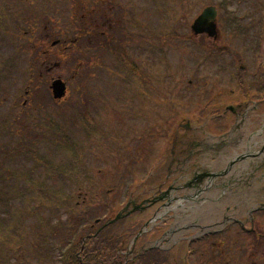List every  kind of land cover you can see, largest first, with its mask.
Returning <instances> with one entry per match:
<instances>
[{
  "label": "rangeland",
  "instance_id": "374dc122",
  "mask_svg": "<svg viewBox=\"0 0 264 264\" xmlns=\"http://www.w3.org/2000/svg\"><path fill=\"white\" fill-rule=\"evenodd\" d=\"M21 1L6 0L13 17L19 13L16 6H10H19ZM53 2L57 8L62 6L58 9L64 14L59 17H65L64 21L48 23L53 17L51 10L50 17L40 22L25 16L22 29L11 38L13 47L19 43L24 46L23 58L19 53L18 66L16 62L12 67H0V141L4 137L7 148L0 146L4 166L0 175L17 181L8 186L15 194H3L11 201V210L0 203V220L7 219V211L9 224L15 225L10 236L5 237V228L0 230V264H61V248L76 241L84 226L104 216L102 221H106L108 214L114 216L131 197L140 200L159 190L170 164L169 137L173 132L165 129L162 134L158 127L161 119L149 118L159 110L156 103L161 99L162 78L165 99L183 103L175 125L188 119L194 125L203 123L211 107L223 110L240 101L237 76L258 74L249 78L252 90L260 84L257 81L264 84V0H117L116 41L109 43L117 46L104 54L87 49L84 39H68L60 32L68 25L71 7L65 0ZM72 2L74 8L79 7V0ZM209 5L221 14L217 41L206 35L194 36L191 30L193 21ZM134 10L141 14L137 19L131 16ZM8 17L5 10L0 14L3 61L9 56L16 58L15 48V52L11 50V31L5 29ZM51 26L67 42L61 49H51L48 57L43 50L51 43L41 44ZM58 77L66 82L67 94L54 101L51 84ZM29 82L34 90L30 95H37L39 107L30 95H24L23 88ZM72 108L78 115L72 114L70 121ZM202 109L206 111L200 114ZM138 141L142 143L139 148ZM144 145L151 153L143 158V167H137L136 156H146ZM44 187L52 191L48 193ZM77 191L83 193L72 196ZM91 209L95 210L86 218L79 217ZM42 219L45 224L41 225ZM72 220L77 226H71ZM58 223L70 225L61 230L69 233L55 235ZM258 231L264 233V217ZM186 248L185 241L177 245V264H182ZM41 251L50 252L52 260L41 253L34 257ZM201 251L187 260L188 264H264V238L235 228L216 239L214 247L203 246Z\"/></svg>",
  "mask_w": 264,
  "mask_h": 264
},
{
  "label": "flooded vegetation",
  "instance_id": "af4514ba",
  "mask_svg": "<svg viewBox=\"0 0 264 264\" xmlns=\"http://www.w3.org/2000/svg\"><path fill=\"white\" fill-rule=\"evenodd\" d=\"M111 22L112 17L100 15L99 36L105 34L104 26ZM263 116L251 121L247 120L245 114H238L241 124L237 123L232 130L223 132L222 135L190 128L184 138L190 142H182V137H179L175 147L179 143L181 147L182 144L186 146L170 162L166 179L172 180V185L166 188L163 202L149 203L147 211L156 208L153 214L161 210L164 212L172 202H177L178 207L173 206L171 211H166L168 213L163 217V224L166 225L163 231L157 226L156 231L147 238L139 239L136 245L131 244V240L127 247L125 244L117 245L112 257L114 264H174L177 258L169 255L173 247L171 245L186 239L187 233L183 234L185 232L182 231L189 228L205 230L226 223L231 218L238 219L244 228L248 223L255 227L256 222L259 223L256 216L259 215L260 218V214L264 212ZM253 124H256L254 131ZM238 126L240 130L237 132ZM238 144L242 149L240 155L233 161H228L231 150ZM192 145L202 148L200 155H208L210 167H181L189 156L194 155ZM195 152L198 153L199 149ZM238 160L240 162L236 164ZM184 182L187 188L182 186ZM158 236L160 239L156 240L154 246L163 248V253L159 248L146 255V246Z\"/></svg>",
  "mask_w": 264,
  "mask_h": 264
},
{
  "label": "trees",
  "instance_id": "16d2710c",
  "mask_svg": "<svg viewBox=\"0 0 264 264\" xmlns=\"http://www.w3.org/2000/svg\"><path fill=\"white\" fill-rule=\"evenodd\" d=\"M1 151H0V161H1ZM2 162V161H1ZM2 167H0L1 169ZM15 174V173H13ZM27 183H29L28 181H26ZM15 183H17V181H14L11 185H14ZM34 186H36V188H38L37 183L33 184ZM8 192V191H7ZM12 193L14 192V190H9L8 193ZM6 191H4L1 187H0V203L1 205L4 206V208L9 211L11 210V205H10V201L7 198L6 201V197L3 196V194H5ZM6 213L8 214L7 219L5 218V221H9L10 220V216H9V212ZM6 222L3 224V226H5ZM1 227V224H0ZM1 237H4L1 235ZM101 244H104V250L102 253H110V245L113 244L112 240L109 238V236L106 234V236L104 235L103 240L101 239L100 236H98L97 238H95V240H89L87 243V251H85L86 255H87V260H88V264H96L97 260L99 259V254H100V247L102 246Z\"/></svg>",
  "mask_w": 264,
  "mask_h": 264
},
{
  "label": "water",
  "instance_id": "95a60500",
  "mask_svg": "<svg viewBox=\"0 0 264 264\" xmlns=\"http://www.w3.org/2000/svg\"><path fill=\"white\" fill-rule=\"evenodd\" d=\"M215 17H216L215 8L213 7L206 8L202 13V15L195 21L193 25L194 31L196 33L208 32L211 36H215L217 34L216 24L213 22ZM53 92L56 98H61L65 95L66 85L61 79L54 81Z\"/></svg>",
  "mask_w": 264,
  "mask_h": 264
}]
</instances>
